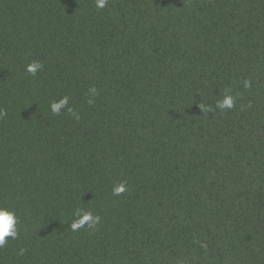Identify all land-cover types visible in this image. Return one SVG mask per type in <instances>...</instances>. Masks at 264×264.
Segmentation results:
<instances>
[{"label":"trees","instance_id":"obj_1","mask_svg":"<svg viewBox=\"0 0 264 264\" xmlns=\"http://www.w3.org/2000/svg\"><path fill=\"white\" fill-rule=\"evenodd\" d=\"M0 207V264H264V0H0Z\"/></svg>","mask_w":264,"mask_h":264},{"label":"clouds","instance_id":"obj_2","mask_svg":"<svg viewBox=\"0 0 264 264\" xmlns=\"http://www.w3.org/2000/svg\"><path fill=\"white\" fill-rule=\"evenodd\" d=\"M96 7L98 9H103L108 4V0H95ZM42 65L39 62H31L26 65V71L32 75H35L40 69ZM244 87L247 89L251 86L248 80H245ZM93 92L95 90L93 89ZM235 100L231 94H225L223 97L216 101L215 107L220 109L221 111L225 109H231L234 107ZM68 105V97L64 96L59 100L53 101L50 104V110L53 114L59 115L61 109L65 108ZM201 111L204 109L203 105H199ZM69 112H72L73 115H76L75 112L71 109H67ZM78 118V117H77ZM128 190L126 183L121 182L116 184L112 188V192L114 195H120ZM74 219L70 223V228L72 231H77L81 228L87 226L89 229H95L96 226L100 223V217L98 215H94L90 211H82L80 209H76L73 213ZM17 218L15 213L9 210L7 207H0V248H3L9 239H15L18 235V227H17ZM24 249L21 248L18 252V255H24Z\"/></svg>","mask_w":264,"mask_h":264}]
</instances>
